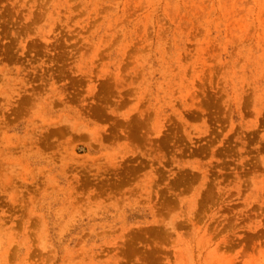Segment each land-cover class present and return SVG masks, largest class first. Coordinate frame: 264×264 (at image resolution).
<instances>
[{"label": "rangeland", "instance_id": "374dc122", "mask_svg": "<svg viewBox=\"0 0 264 264\" xmlns=\"http://www.w3.org/2000/svg\"><path fill=\"white\" fill-rule=\"evenodd\" d=\"M0 264H264V0H0Z\"/></svg>", "mask_w": 264, "mask_h": 264}]
</instances>
